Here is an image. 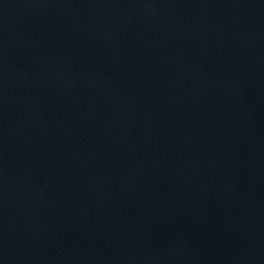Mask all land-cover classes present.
Wrapping results in <instances>:
<instances>
[{
    "label": "water",
    "instance_id": "water-1",
    "mask_svg": "<svg viewBox=\"0 0 264 264\" xmlns=\"http://www.w3.org/2000/svg\"><path fill=\"white\" fill-rule=\"evenodd\" d=\"M0 264H264V0H0Z\"/></svg>",
    "mask_w": 264,
    "mask_h": 264
}]
</instances>
